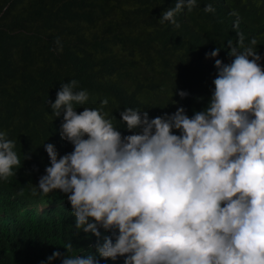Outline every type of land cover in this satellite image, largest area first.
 <instances>
[{"label":"clouds","instance_id":"9594fccd","mask_svg":"<svg viewBox=\"0 0 264 264\" xmlns=\"http://www.w3.org/2000/svg\"><path fill=\"white\" fill-rule=\"evenodd\" d=\"M196 5L197 0H176L160 22L179 27L176 15ZM204 11L215 9L208 4ZM237 34V46L227 42L234 59L215 60L218 74L208 76L194 115L176 101L175 113L151 119L128 107L120 116L131 135L123 136L102 109L78 113L74 104H85L88 93L76 90V80L62 83L50 107L55 117L63 112L60 135L74 150L60 156L53 144H44L50 166L32 195L68 194L78 234L98 240L100 228L108 234L95 246L99 257L124 264H264V68L257 40L245 45L244 34ZM219 53L215 48L206 57ZM198 76L175 79H191L197 88ZM15 146L0 131L4 181L21 167ZM72 247L64 248L69 253ZM61 255L56 251L48 259ZM62 264L99 259L67 254Z\"/></svg>","mask_w":264,"mask_h":264},{"label":"trees","instance_id":"16d2710c","mask_svg":"<svg viewBox=\"0 0 264 264\" xmlns=\"http://www.w3.org/2000/svg\"><path fill=\"white\" fill-rule=\"evenodd\" d=\"M175 3L0 0V131L15 141L21 160L16 176L0 179V264H62L64 256L76 253L96 254L99 264H124L95 253L108 236L103 228L99 240L78 234L72 206L65 201L68 194L32 195L50 166L44 144H53L60 156L74 150L60 135L63 112L55 117L50 107L62 83L76 80V90L88 93L85 104H74L78 113L102 109L127 136L134 133L121 122L120 112L128 107L148 112L151 119L175 113L176 101L193 108L194 115L208 76L218 74L215 60L230 64L234 59L227 42L237 46V32L244 34L245 45L257 40L264 68V0H197L192 11L185 8L176 15L179 27L161 23L163 12ZM208 4L214 12L204 11ZM215 48L222 55L208 59ZM186 73L199 74L197 88L191 79H175ZM180 91L188 95L175 98ZM69 243L68 253L64 247ZM56 251L61 257L49 261Z\"/></svg>","mask_w":264,"mask_h":264}]
</instances>
